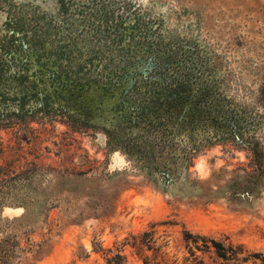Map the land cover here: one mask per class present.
Here are the masks:
<instances>
[{
  "label": "rangeland",
  "instance_id": "1",
  "mask_svg": "<svg viewBox=\"0 0 264 264\" xmlns=\"http://www.w3.org/2000/svg\"><path fill=\"white\" fill-rule=\"evenodd\" d=\"M202 89L219 125L186 124ZM155 115L180 130L175 146ZM189 140L201 143L187 162ZM134 141L154 145L158 168ZM249 149L264 155V0H0L6 263L147 264L123 245L145 231L167 264L191 262L185 232L264 255V166L243 173Z\"/></svg>",
  "mask_w": 264,
  "mask_h": 264
},
{
  "label": "trees",
  "instance_id": "2",
  "mask_svg": "<svg viewBox=\"0 0 264 264\" xmlns=\"http://www.w3.org/2000/svg\"><path fill=\"white\" fill-rule=\"evenodd\" d=\"M175 90V89H174ZM164 91V89H163ZM186 89L181 88V95L180 92H177L176 95L180 98L185 99L188 95ZM161 98L164 97L163 102L170 103L172 92L167 90L164 94L160 93ZM195 108H192L188 113L187 122L186 124H191L195 122V126L199 122L208 123L209 125H215L224 119L225 110L222 105H220V101L212 96L211 90H200L195 97ZM141 112L139 115H144V107L139 108ZM184 124V123H182ZM149 128L158 131L160 136L164 138L168 142L169 145L175 146L174 144L176 141H173L177 132L180 130L173 129V121L172 118H162L159 119L157 115L153 121H149L148 124ZM195 128V127H194ZM193 128V129H194ZM192 137V136H191ZM190 137V138H191ZM111 141L109 140V144ZM200 142L196 140H189V145L182 146L181 153L182 156L185 158L187 162H189L192 156L199 150ZM139 143L134 141L132 146L129 148L132 153H138L139 160L146 161L150 163L152 168H158L154 164L151 165L153 162V158L155 156V150L153 146H150V150H146L145 148H140ZM157 145V143H155ZM165 149V148H162ZM129 151V150H128ZM159 152L161 151L158 150ZM251 153V162L253 163L252 172L248 173L247 171L243 172L245 174H254L256 171H260L261 168L264 166V155L255 150L249 149ZM165 160L161 162L163 173H169L171 169V164L174 162L172 155H170V151L166 152ZM148 163V164H149ZM154 231H145L141 235H131V241L126 239L125 244L129 245L131 248L135 250V253L141 257L145 263L147 264H167L168 258L166 253L160 251V248L165 246L166 244L159 245L157 247L154 246L156 239L154 238ZM184 241L186 247L189 250V255L191 257V262L189 264H205L204 255H208L211 264H264V255L258 252H247V250L241 245H233L232 243H226L222 240H217L213 237H207L204 235L198 234H191L189 232H185ZM3 242H7V240H1V244ZM201 252L202 256L195 255V251ZM151 251V256H148L145 252ZM125 256L117 253L113 257L107 258V262L109 264H124ZM188 261V259H185ZM0 264H8L5 261L1 260Z\"/></svg>",
  "mask_w": 264,
  "mask_h": 264
}]
</instances>
